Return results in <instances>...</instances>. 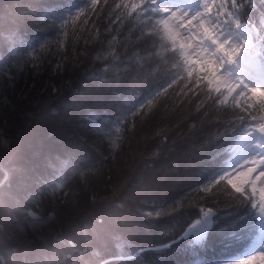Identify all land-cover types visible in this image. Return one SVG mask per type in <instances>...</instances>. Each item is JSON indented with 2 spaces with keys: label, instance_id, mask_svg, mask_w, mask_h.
Segmentation results:
<instances>
[{
  "label": "trees",
  "instance_id": "trees-1",
  "mask_svg": "<svg viewBox=\"0 0 264 264\" xmlns=\"http://www.w3.org/2000/svg\"><path fill=\"white\" fill-rule=\"evenodd\" d=\"M119 2L99 0L89 12L91 0H0V139L8 140L10 146L0 148V168L24 170L22 176L12 174L11 187L0 188V222L8 214L24 211V205L30 206L31 199L44 191L42 185H59L66 180L64 188L55 193L56 197L64 191L69 194L67 206L61 209V222L79 225L73 234L76 239L105 259L110 258L107 254L135 258L133 248H156L175 239L198 218L196 206L202 202L203 207L244 211L243 207L234 208L236 202L222 187L209 194L214 199L205 198L200 191L215 167L216 149L226 147L231 138V129L217 123L230 120L229 114H217L212 109L204 113L197 108L196 97L183 102L186 98L172 89L154 100L150 109L138 110L164 81V76L150 66L153 60L139 65L131 60L136 53L149 55L150 43L116 44L120 58L130 62L119 65L118 78L114 72L103 71L105 65L97 55L107 51L113 36L123 40L132 28L127 21L123 25L112 23L121 11L115 8ZM77 8L85 9L87 19L82 15L63 29L66 37L61 36L62 19L74 15ZM132 40H136L135 35ZM29 44L35 48V58L25 63L20 56L30 50ZM89 112L101 117L106 128L117 119L126 122V134L114 151L90 128ZM165 136L166 142L162 139ZM86 164H93L96 171L83 178L73 175L74 168L83 170ZM108 177L110 184L105 182ZM93 196L105 200L119 196L116 203L123 204L124 210L93 205ZM181 198L192 206L181 215L159 219L146 215L151 212L154 216L166 202ZM49 199L45 196L42 208ZM100 207L104 208V224L95 225L91 218ZM227 223L229 219L220 220V224ZM246 243L247 231L240 239L227 242L213 232L207 247L198 252L180 244L164 252H146L136 259L137 264H229L228 259ZM54 254L48 249L25 254L0 246V256L7 264H39ZM84 264L97 261L87 254Z\"/></svg>",
  "mask_w": 264,
  "mask_h": 264
},
{
  "label": "snow or ice",
  "instance_id": "snow-or-ice-1",
  "mask_svg": "<svg viewBox=\"0 0 264 264\" xmlns=\"http://www.w3.org/2000/svg\"><path fill=\"white\" fill-rule=\"evenodd\" d=\"M98 2L91 0L88 11H92ZM115 8L121 11L112 23L119 21V25H123L127 21L132 28L123 40L113 36L107 51L97 55L96 59L105 65L103 71L114 72L118 78L119 65L130 62L120 58L116 44L126 47L130 43H150L149 55L141 57L136 53L131 60L137 65L144 60H153L154 64L150 66L164 76V81L138 110L150 109L154 100L166 96L172 89L186 98L183 102L196 97L197 108H202L204 113L212 109L217 114H229L230 120L217 123H224L231 129V138L226 147L216 149L215 167L200 191L205 198L214 199L209 194L222 187L228 198L236 202L234 208L243 207L244 211L229 212L215 205L205 208L202 202L196 206L198 218L192 219L175 239L161 242L156 248H133L135 258L107 254L110 258L105 259L100 252L85 247L82 240L76 239L73 234L79 225L65 226L61 222V209L67 206L69 194L64 191L62 196L56 197L55 193L63 189L67 181L59 185L49 182L42 185L44 191L31 199L30 206L24 205V211L8 214L0 222V246L25 254L42 249L54 251L51 260L45 258L39 264H84L87 254H91L97 264H137L136 258L146 252H164L180 244L189 251L198 252L207 247L213 232L227 242L240 239L247 231L248 243L236 256L228 259L229 264H264V114L257 115L264 113V0H120ZM82 15L86 20L85 9L77 8L74 15L63 18L59 25L61 36L66 37L63 29ZM19 44L24 42L19 41ZM27 48L30 50L20 59L31 63L35 48L30 44ZM12 51L16 52L15 46ZM2 68L3 61H0ZM87 119L90 128L106 139L111 150L119 147L118 141L127 130L124 120L117 119L113 126L106 128L102 126L101 117L93 112L87 114ZM162 139L167 141L166 136ZM9 147L8 140L0 139V148ZM95 171L93 164H86L83 170L74 168L73 175L83 178ZM13 173L22 176L24 170L0 168V188L11 187ZM105 182L110 184L111 178H106ZM8 195L15 200L11 193ZM45 196L50 199L47 207L42 208ZM118 199L119 196L109 200L93 196L91 203L122 211L124 205L116 203ZM191 207L181 198L166 202L165 208L156 211L154 216L151 212L146 215L150 219L175 217ZM103 211V207L97 208L92 216L95 225L104 224ZM221 219H229V223L220 224ZM83 227L88 228V225ZM92 232L95 235L96 229ZM0 264H7L3 256H0Z\"/></svg>",
  "mask_w": 264,
  "mask_h": 264
},
{
  "label": "rangeland",
  "instance_id": "rangeland-1",
  "mask_svg": "<svg viewBox=\"0 0 264 264\" xmlns=\"http://www.w3.org/2000/svg\"><path fill=\"white\" fill-rule=\"evenodd\" d=\"M242 100H243V98H242ZM205 208H207V207H205Z\"/></svg>",
  "mask_w": 264,
  "mask_h": 264
}]
</instances>
